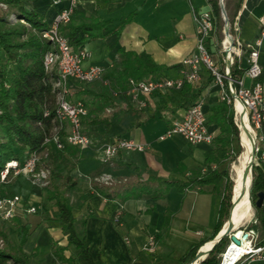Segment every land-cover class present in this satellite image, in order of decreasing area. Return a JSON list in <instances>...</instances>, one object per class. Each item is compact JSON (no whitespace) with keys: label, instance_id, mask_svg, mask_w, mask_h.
Listing matches in <instances>:
<instances>
[{"label":"crops","instance_id":"0c3cea01","mask_svg":"<svg viewBox=\"0 0 264 264\" xmlns=\"http://www.w3.org/2000/svg\"><path fill=\"white\" fill-rule=\"evenodd\" d=\"M23 3L27 9L37 11L48 24L65 5L63 0H23ZM2 4L0 2V10L6 9L7 4ZM210 9L211 0H80L72 21L79 23L92 18L105 21L101 29L104 35L85 45L90 52L85 63L103 65L104 79L109 80L105 75L121 68L126 52L150 57L166 66L140 78L177 77L184 67L183 59L195 50L193 10ZM227 11L234 14L232 36L242 43L253 41L259 34V19L264 17V0H243L237 11L230 1ZM10 12L12 14L15 9L11 8ZM211 49L214 55H219L216 58L219 61L223 53L218 51L217 40H211ZM247 55L248 49H243L241 66L246 65ZM260 59L264 60L263 54ZM200 72L199 82L188 83L181 89L157 90L139 94L136 99L130 98L128 90L112 92L116 105L105 107L106 111L100 116L105 120L84 123L94 142L90 146L78 145L79 152L75 156L65 154L70 162L78 160L70 172L78 186L69 194L76 230L86 237L91 253L99 254L106 264H181L188 249L208 236L218 219L222 186L215 189L213 185L201 184L184 191L172 186L156 196L136 190L124 199L107 198L93 189L94 178L104 172L112 174L120 184L136 180L145 182L158 176L187 180L203 172L206 152L213 143L191 144L182 135L159 139L196 98L204 99L207 119L212 107L220 101V87L209 71L202 65ZM250 82L245 78V84ZM111 84H104L105 88L97 82L80 86L100 92L111 91ZM78 85L72 83L70 87L71 100L80 99L76 93ZM198 90V95L189 99ZM209 129L214 134L219 131L217 124H211ZM116 137L134 139L148 147L143 151L121 150L103 161L101 146ZM214 166L224 170L228 161ZM11 181L4 192L20 195L22 205L16 214L32 222L33 232L24 245L26 253L37 251L30 264H62L53 251L57 245L66 244L67 238L54 201L48 200L46 193L29 183L23 174ZM153 182H149L144 191L156 192L158 186ZM30 205L36 206V212H25V206ZM10 236L17 242L13 226ZM151 239L155 241L152 250L148 248ZM66 254L75 256L77 264H87L77 249L69 247ZM252 264H264V260H255Z\"/></svg>","mask_w":264,"mask_h":264},{"label":"trees","instance_id":"16d2710c","mask_svg":"<svg viewBox=\"0 0 264 264\" xmlns=\"http://www.w3.org/2000/svg\"><path fill=\"white\" fill-rule=\"evenodd\" d=\"M230 1L234 2L237 11L243 0H224L230 32H232L235 20L234 14L227 11ZM0 2L7 4L6 9L0 10V171L11 160H16L21 165L32 151L43 155L38 163V168L50 169L43 189L46 198L54 201L57 207L58 219L62 222V230L67 238L66 244L57 245L53 252L62 264H77L75 256L66 254L69 247L77 249L87 264H106L99 254L91 253L86 237L79 235L75 226L76 217L69 194L72 189L78 186L77 179L70 174L78 160L70 162L65 158V154L77 155L79 146L68 144L63 150H57L53 144L45 142V138L52 133L57 124L53 119L60 90L55 85V70L47 71L44 66V55L50 49L51 42L44 38L41 32L47 29L49 24L37 11L27 9L23 0H0ZM11 8L15 9L12 14ZM210 11L215 26L208 39V45L211 48V40L214 39V42L217 40L220 48L221 40L224 37V18L219 0H211ZM14 16L17 20H13ZM105 25V21L99 18L79 23L71 20L67 24L60 25L59 31L65 34L76 48H83L90 40L104 35L101 29ZM126 54L121 68L105 75L112 83L111 91L93 92L81 87V82L78 83L80 87L76 93L89 109L88 115L83 120L84 123L94 124L104 121L105 118L100 116L102 112L106 111L105 107L116 105L112 92L121 93L128 90L130 78L138 79L148 73H157L166 67L157 64L150 57L133 52H126ZM241 57H235V63L231 68L232 75L238 79L243 74ZM219 61L223 66L222 58ZM71 85L72 83L70 87ZM199 92L200 90L195 92L189 99L196 97ZM46 110H48V114H45ZM207 123L209 127L211 124H217L219 131L214 134L213 147L206 152V168L197 176L189 177L187 180L158 176L152 177L151 180L146 179L145 182L136 180L121 184L93 182L94 192L107 198L119 197L122 199L133 194L136 190L141 192L140 194L156 196L172 186H175L179 191L201 184L213 185L215 189L222 186L218 219L210 231L211 233L188 249L181 258V264L193 261L199 248L218 235L229 218L231 206L233 208V193L238 188L234 183V178L230 176V165L232 161H237L242 150L240 144L234 148V144L239 138V127L234 120L233 107L226 101L220 100L212 107V113L208 117ZM61 133L65 134L63 130ZM224 161H228V166L224 170L220 171L214 166ZM149 182L157 184L156 192L144 191ZM249 189L255 206L257 192L264 191L263 161H253L252 182ZM255 207L257 217L264 228L262 210ZM9 219L12 221L11 226L15 228L17 242L12 240L10 229L0 226V264H30L31 258L36 255L37 251L33 249L26 253L24 245L33 232L32 222L24 220L19 214H15ZM230 240L229 235L224 236L198 264H219L221 255Z\"/></svg>","mask_w":264,"mask_h":264},{"label":"built area","instance_id":"2783aa9c","mask_svg":"<svg viewBox=\"0 0 264 264\" xmlns=\"http://www.w3.org/2000/svg\"><path fill=\"white\" fill-rule=\"evenodd\" d=\"M63 1H65V5L55 15L49 27L41 32V35L51 42L50 49L44 55L45 70H55V85L60 89L53 119L57 122V130L45 138V142L53 144L57 150H63L68 144L90 146L94 142L93 137L87 133L83 121L89 113L88 108L83 100L69 98L70 84L75 81L103 80L104 84L110 85V81L104 79L105 67L100 64L85 65L90 52L85 47L76 48L70 43L68 37L59 31L60 25L67 24L72 20L80 0ZM193 16L195 20V50L183 59L184 67L181 74L177 77L130 78L127 94L131 99H136L139 94H151L157 90L170 88L181 89L188 83H197L202 78L200 66L203 65L212 75L213 81L220 87V100L226 101L233 107L234 120L238 127L240 116L243 113L246 115L255 133L254 160L264 162V60L260 59L262 54L264 58V17H260L259 34L251 42L242 43L231 33L230 37L224 34L218 50L223 53L224 64L221 66L208 45V39L215 26L211 11L193 10ZM243 49H248V55L246 65L241 66L243 74L238 79L232 75L231 68L235 63V57L242 56ZM245 78L251 80L250 84H245ZM238 106H241L239 110ZM48 113L46 110L45 114ZM61 130H65V134H62ZM213 134L207 123L204 99L198 97L185 108L179 119L174 120L159 135V139L182 135L191 144L212 143ZM147 147L148 144L137 142L134 139L116 137L101 146L104 153L102 159L108 161L121 150L143 151ZM40 155L36 151L30 152L21 165L16 160L7 162L5 168L0 171V182L7 180L10 171H12L14 175L23 174L31 178L33 183L45 185L50 169L38 168ZM94 179L104 184L117 181L112 174L106 172L97 175ZM21 205L20 195L0 192V213L3 217L11 218ZM25 212H36V206H25ZM255 224L259 228L257 232L252 229ZM238 232H241L240 236H237ZM234 233L240 242L236 243L230 240L221 255L219 264H252L255 260H264V229L257 221ZM244 233L247 234L246 237L243 236ZM149 245L148 248L154 249V239L150 240Z\"/></svg>","mask_w":264,"mask_h":264},{"label":"bare ground","instance_id":"6f19581e","mask_svg":"<svg viewBox=\"0 0 264 264\" xmlns=\"http://www.w3.org/2000/svg\"><path fill=\"white\" fill-rule=\"evenodd\" d=\"M239 108H241V106H238V110ZM238 124H239V140L242 146L241 147L242 150L237 157L236 163L233 165L238 188L233 193V197H232L233 208L229 217V223H231L234 227H237V225L240 222H242L244 218L252 216V206L250 203V196H249V188H250L249 166L251 159L253 158V148L255 141L254 129L248 122L246 115L244 113L240 116V121ZM223 228L225 229V226ZM252 229L254 232L259 231L255 227H252ZM240 235L241 232H238L237 236ZM211 243L212 242H208L202 246L201 250L204 254L211 247Z\"/></svg>","mask_w":264,"mask_h":264},{"label":"water","instance_id":"95a60500","mask_svg":"<svg viewBox=\"0 0 264 264\" xmlns=\"http://www.w3.org/2000/svg\"><path fill=\"white\" fill-rule=\"evenodd\" d=\"M223 1L224 0L220 1V6H221L222 16L224 18V24H223L224 25V34L229 36L230 35L229 19H228L227 13L225 11V7H224V2ZM254 157H255V148H253V158L251 159L250 166H249V169H250V187H251V182H252V164H253V161H254ZM249 191H250V189H249ZM232 205H233V199H232ZM255 206H257L258 208L262 209V213H263L262 216H264V191L257 192V198L255 199ZM231 211H232V206H231V209H230V214H231ZM229 217H230V215H229ZM224 226H225V229L222 228L220 230V232L218 233V235L211 241L212 242L211 243V247L205 252V254L201 250L202 247H200L198 252H197V254H196V257L193 259V261L190 262V264H192L194 262H195V264H198L201 260H203V258H205V256L214 247V245L217 242H219L226 235L230 236L231 241L233 240L236 243L240 242V239L236 236V234L231 232V230L234 228V226L231 223H229V218L224 223ZM246 235H247L246 233L243 234L244 237H246Z\"/></svg>","mask_w":264,"mask_h":264},{"label":"rangeland","instance_id":"374dc122","mask_svg":"<svg viewBox=\"0 0 264 264\" xmlns=\"http://www.w3.org/2000/svg\"><path fill=\"white\" fill-rule=\"evenodd\" d=\"M13 20H17V18H15V16H14V18H13ZM214 57L215 58H217V57H219V55L217 54V55H214ZM85 65H86V63H85ZM97 82V84L99 85V86H101V85H103V88H105L106 86L104 85V81L103 80H97V81H95V82H93V83H96ZM73 83V82H72ZM79 82H74L73 83V85H76V84H78ZM90 84V83H92V82H81V85L82 84ZM57 130V128H56V126L53 128V130H52V132H54V131H56ZM237 144H240V140H239V138H238V140L235 142V147L234 148H237ZM241 145V144H240ZM41 157L43 156V155H40ZM236 163V161H232V163H231V165H230V173H231V177L232 178H234V183L237 185V182H236V175H235V172H234V164ZM21 175V174H20ZM15 176H19V175H14L13 174V172H11V174L10 175H8V178H7V180H5V181H3V182H0V192H1V190H3V193H7V192H4V187H7L12 181V178L13 177H15ZM25 176V175H24ZM27 177V176H26ZM27 179L29 180L28 182L30 183H32V184H34V185H36L37 187L39 186V188L38 189H40L41 188V190L42 191H44V189H43V187H44V185L42 186L41 184H37V183H33L32 182V180H31V178H29V177H27ZM33 185V186H34ZM36 187V188H37ZM250 192V191H249ZM249 196H250V193H249ZM250 203H251V206H252V216L251 217H247V218H244L243 220H242V222H240L238 225H237V227H234L233 228V230H231V232L232 233H234V232H236L238 229H240V228H245V227H249V226H251V225H253V223L254 222H258L259 224H260V220L258 219V217H257V214H256V212H257V209H256V207L254 206V204H253V202H252V199H251V196H250ZM259 210H261V208H259ZM13 217V216H12ZM11 217V218H12ZM12 221H11V219H9V218H5V217H3L2 216V214L0 213V226H3V227H7L8 229H10L12 226ZM253 227H255V228H257L258 230H259V228H258V225L257 224H255Z\"/></svg>","mask_w":264,"mask_h":264}]
</instances>
